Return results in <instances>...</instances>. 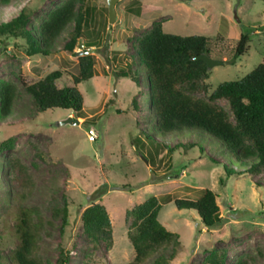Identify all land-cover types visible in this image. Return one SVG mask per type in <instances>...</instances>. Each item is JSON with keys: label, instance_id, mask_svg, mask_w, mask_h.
<instances>
[{"label": "rangeland", "instance_id": "obj_1", "mask_svg": "<svg viewBox=\"0 0 264 264\" xmlns=\"http://www.w3.org/2000/svg\"><path fill=\"white\" fill-rule=\"evenodd\" d=\"M61 1L10 0L0 5V21L29 8L27 29L35 34L48 10ZM84 6V35L74 51L94 43L95 65L94 75L76 86L83 96L80 116L60 108L36 112L22 84L60 69L65 73L58 85H72L69 75L76 73L77 55L64 45L74 24L46 56L30 55L24 35L0 36V79L14 82L20 94L10 113L0 115V142L9 141L0 152V250L6 254L15 245L11 226L18 207L38 206L52 219L46 205L53 197L62 204L64 195L68 223L61 229L55 219L53 226H45L49 234L39 242L42 264H56L60 247L69 252L64 264H128L134 250L125 212L154 195L161 204L158 220L179 235L175 249L164 253L166 264H207L206 256L215 251L225 253L226 264H264V173L235 171L227 176L225 169L235 170L236 160L218 143L195 131H157L148 113L144 66L134 49L136 39L155 21L167 33L208 36L211 57L225 64L209 69L208 91L199 93L206 97L221 82L241 79L264 60V0H119L112 23L106 0H84ZM241 32L250 35L249 51L230 64ZM135 95L137 108L132 106ZM218 103L229 110L226 101ZM68 116L79 123L60 124ZM89 129L94 140H88ZM135 137L140 138L139 149ZM12 156L26 166L32 184L19 183L5 165ZM204 189L217 195L222 222L216 228L205 227L195 210L177 209L173 203L197 199ZM94 202L107 208L110 247L104 241L93 246L83 231L81 213Z\"/></svg>", "mask_w": 264, "mask_h": 264}, {"label": "trees", "instance_id": "obj_2", "mask_svg": "<svg viewBox=\"0 0 264 264\" xmlns=\"http://www.w3.org/2000/svg\"><path fill=\"white\" fill-rule=\"evenodd\" d=\"M9 1L0 0V5ZM77 2L80 3L78 7ZM30 14L29 8H22L10 20L0 21V36L24 35L30 55L39 52L46 56L55 40L73 23L74 28L64 48L77 55L74 47L84 35V0H62L48 10L35 29V34L32 31L34 29H27ZM249 43L250 35L241 32L230 64L248 53ZM209 44L210 38L206 35L167 33L161 21L153 22L136 39L134 49L144 66L148 113L153 120V127L163 134L195 131L209 141L218 143L236 160L235 170L225 169L227 176L235 171L252 175L264 173V60L241 79L221 82L208 96L202 97L199 93L208 91L210 71L204 61L195 60L194 57L202 53L211 56ZM94 45L87 42L83 51ZM94 65L92 54L77 56L76 73L69 75L72 85H58L65 73L60 69L46 73L33 83L22 81L24 89L31 96L32 107L38 113L60 108L80 116L83 96L76 86L94 75ZM121 75L127 76V72L122 71ZM141 94L139 91L136 95ZM136 95L132 100L134 108L138 107ZM19 96L14 82L0 79L1 116L10 113ZM219 100L227 102L228 111L218 103ZM132 141L139 149L140 138L135 137ZM189 144L194 145L195 142ZM8 145L9 141L0 142V152ZM5 165L19 178V183L32 184L26 166L17 157H7ZM62 200L60 204L59 199L53 197L46 205L52 219L45 216L38 206L17 208L11 226L15 233V245L6 254L0 250V264H4L3 260L9 264H42L39 242L43 234H49L44 232L45 226H53L55 219H60L61 229L68 223L64 195ZM173 203L177 209L195 210L207 228H216L222 222L217 195L210 189H204L197 199L177 198ZM160 209L158 198L152 195L125 212V221L130 219L126 234L134 250V257L128 264H142L149 259H152L151 264H166L165 251L175 249L179 244V235L169 231L158 220ZM81 225L93 246L98 241H104L108 247L112 245L111 220L107 208L101 202L85 207L81 213ZM225 256L223 251H215L206 256L205 261L207 264H226ZM68 257V250L60 247L56 264L67 263Z\"/></svg>", "mask_w": 264, "mask_h": 264}, {"label": "water", "instance_id": "obj_3", "mask_svg": "<svg viewBox=\"0 0 264 264\" xmlns=\"http://www.w3.org/2000/svg\"><path fill=\"white\" fill-rule=\"evenodd\" d=\"M106 1H107V6H108L109 22L112 23V22H114V20L116 18L115 6L119 0H106ZM235 18L238 20L237 17H235ZM94 51H95V49H93V48L87 49L85 51L80 50L77 52V56H81V55H85V54H92V53H94ZM194 59L204 61L208 69H211L215 66H222L225 64L224 60L213 58L206 53H202V54L194 57ZM78 123H79L78 119L72 118L71 116H68L67 118H65L64 120H62L60 122V124H62V125H64V124H74L75 125Z\"/></svg>", "mask_w": 264, "mask_h": 264}, {"label": "built area", "instance_id": "obj_4", "mask_svg": "<svg viewBox=\"0 0 264 264\" xmlns=\"http://www.w3.org/2000/svg\"><path fill=\"white\" fill-rule=\"evenodd\" d=\"M83 49H84V45L83 44H80L78 46V48H77L78 51L83 50ZM88 133H89L88 134V140H94L95 135L93 133V130L89 129Z\"/></svg>", "mask_w": 264, "mask_h": 264}]
</instances>
